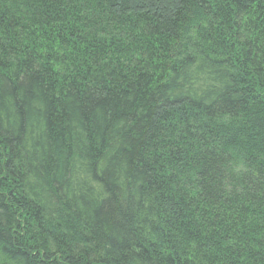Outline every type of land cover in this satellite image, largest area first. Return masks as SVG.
Here are the masks:
<instances>
[{
  "label": "trees",
  "instance_id": "1",
  "mask_svg": "<svg viewBox=\"0 0 264 264\" xmlns=\"http://www.w3.org/2000/svg\"><path fill=\"white\" fill-rule=\"evenodd\" d=\"M0 264H264V0H0Z\"/></svg>",
  "mask_w": 264,
  "mask_h": 264
}]
</instances>
